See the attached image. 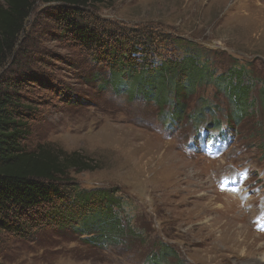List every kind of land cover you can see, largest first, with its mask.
I'll use <instances>...</instances> for the list:
<instances>
[{
  "label": "rangeland",
  "instance_id": "374dc122",
  "mask_svg": "<svg viewBox=\"0 0 264 264\" xmlns=\"http://www.w3.org/2000/svg\"><path fill=\"white\" fill-rule=\"evenodd\" d=\"M93 6L81 17L100 33L119 37L121 30L146 29L181 36L208 50L217 76L232 63L248 68L256 111L233 123L228 92L207 84L180 120L169 117V105L138 96L129 101V84L118 91L106 87L107 65L95 63V52L52 21L56 6L35 0L2 73L25 84L27 147L83 154L94 170L70 177L84 190L118 191L135 239L118 254L40 226L27 235L1 236L0 264H264V0H94ZM115 45L107 40L109 49ZM97 77L104 85L94 82ZM221 127L228 136H219ZM200 129L217 134L198 136ZM230 142L225 151L217 147ZM208 145L217 147L214 155L205 152ZM235 179L241 187L219 190Z\"/></svg>",
  "mask_w": 264,
  "mask_h": 264
},
{
  "label": "trees",
  "instance_id": "16d2710c",
  "mask_svg": "<svg viewBox=\"0 0 264 264\" xmlns=\"http://www.w3.org/2000/svg\"><path fill=\"white\" fill-rule=\"evenodd\" d=\"M42 1L56 6L52 21L61 23L81 48L95 52V63L107 65L106 87L118 91L129 84V101L138 96L161 107L169 105V117L180 120L188 111L189 99L207 84L228 92V117L233 123L256 111L250 99L253 84L245 80L248 68L232 63L217 76L208 50L197 42L146 29L121 30L119 37L109 31L100 33L81 17L94 0ZM34 5L35 0H0V237L23 236L28 229L45 226L69 231L92 248L102 246L123 254L135 239L123 213V198L114 189H81L70 177L72 172L93 171L92 162L81 153L50 145L27 147L31 110L20 93L25 84L17 76L3 79L2 73L26 31ZM106 38L116 42L114 48L106 46ZM94 82L104 85L99 77ZM69 98L74 104L80 102L77 96ZM121 242L126 246L119 247Z\"/></svg>",
  "mask_w": 264,
  "mask_h": 264
}]
</instances>
